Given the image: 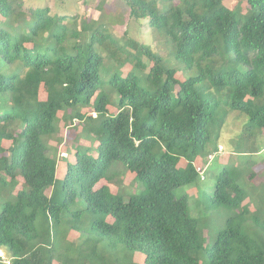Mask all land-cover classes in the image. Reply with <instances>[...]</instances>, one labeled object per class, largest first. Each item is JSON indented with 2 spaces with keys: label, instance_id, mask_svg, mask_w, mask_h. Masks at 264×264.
I'll list each match as a JSON object with an SVG mask.
<instances>
[{
  "label": "trees",
  "instance_id": "1",
  "mask_svg": "<svg viewBox=\"0 0 264 264\" xmlns=\"http://www.w3.org/2000/svg\"><path fill=\"white\" fill-rule=\"evenodd\" d=\"M114 1L108 9L147 19L164 51L48 2L0 0V132L14 134L0 141V250L9 264H264L252 157L264 131V0H244L246 16L222 0ZM234 111L248 117L242 158L202 188L220 155L212 133ZM64 125L80 128L66 157ZM116 170L136 188L98 187ZM182 186L203 190L199 217Z\"/></svg>",
  "mask_w": 264,
  "mask_h": 264
},
{
  "label": "rangeland",
  "instance_id": "2",
  "mask_svg": "<svg viewBox=\"0 0 264 264\" xmlns=\"http://www.w3.org/2000/svg\"><path fill=\"white\" fill-rule=\"evenodd\" d=\"M25 2L28 4L38 3L39 6L44 5L45 2H48V5L56 12H65L70 14L78 13L79 15H86L99 21L112 22L113 27L118 34H123V32L128 28L130 35L135 39L152 45L156 50L164 51L162 44L154 38V32L150 28L147 19H140L136 21L131 18L129 19V15L124 7L108 9L112 6H118L116 3L119 1H106V4L109 6L104 7L103 9L98 8L100 0H25ZM222 2L230 9H239L241 12V16H246L245 13L249 10L244 0H222ZM176 63L180 62L176 60ZM181 72L183 73L182 77H186L188 75L187 71V73L184 71ZM247 119V115H243L238 113L237 111H234L229 115V118L222 128L213 131L211 139L214 142H219V146H222L223 149L219 152L220 155H217L216 157L214 156L215 159L214 157L212 158V160L214 159L213 162H211V160L208 164H206V170L208 167L210 168L209 172L207 173L206 180H201L199 182L202 188L205 185L214 183L215 174L222 167V163H232L242 158V156H240L238 153L240 147H242V143L239 141L238 136L241 133L242 127ZM75 122L77 123V121ZM79 129L80 128L78 126L72 128L70 126H63V140L58 143L57 147L60 156L66 157L71 151L74 150L75 141L76 137H78L77 135L79 133ZM13 135L14 134L12 130H7L3 133L0 132V141H2V145L8 147L11 144ZM248 141H252V139H249ZM80 142L84 143L85 140L82 139L80 140ZM257 145H259V148L262 149L259 154H254L252 157L254 160H256V164L253 169H255L259 174V176L255 178V181L256 183H259L264 181V163L262 160L264 158V131L257 137ZM69 156L71 157V155ZM64 173V167H61L56 171L57 187L61 185ZM120 183L123 187H128L130 189L136 188L137 181L135 179V174L130 171L119 172V170H116L115 172L110 173L108 176H103V178L98 183V187L103 186L108 193H116L119 189ZM184 192H187L190 195L191 215L193 217H199V211L202 206L197 204L198 195L202 196L203 190L201 189V194H197L195 189H191L187 186L179 187L176 190V194L178 196H181ZM245 202L247 208L253 209L252 199L249 198ZM1 209L2 204L0 203V211ZM214 217L216 220L217 216L215 215ZM41 219L42 217L40 215L39 220ZM217 222L221 223L220 216H218ZM202 225L203 223L201 222V226ZM76 236L77 234H72L70 235V238L77 241ZM142 259L143 258L139 256V261L137 262H139V264H142Z\"/></svg>",
  "mask_w": 264,
  "mask_h": 264
},
{
  "label": "built area",
  "instance_id": "3",
  "mask_svg": "<svg viewBox=\"0 0 264 264\" xmlns=\"http://www.w3.org/2000/svg\"><path fill=\"white\" fill-rule=\"evenodd\" d=\"M109 1H114V0H109ZM223 149L222 146H219V150H218V153ZM215 156V154H211L209 155V160H212V158ZM201 172V175H202V178L204 177V170L201 169L200 170ZM0 257L2 258V262L6 263V264H9L10 260L9 258L7 257L5 251L3 250H0Z\"/></svg>",
  "mask_w": 264,
  "mask_h": 264
}]
</instances>
